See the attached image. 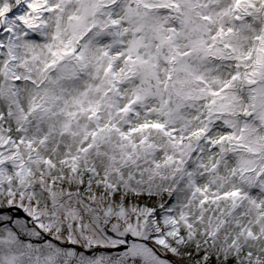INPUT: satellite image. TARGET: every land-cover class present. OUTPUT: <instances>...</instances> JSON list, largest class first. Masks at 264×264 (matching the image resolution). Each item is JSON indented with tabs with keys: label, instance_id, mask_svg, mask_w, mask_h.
<instances>
[{
	"label": "clouds",
	"instance_id": "obj_1",
	"mask_svg": "<svg viewBox=\"0 0 264 264\" xmlns=\"http://www.w3.org/2000/svg\"><path fill=\"white\" fill-rule=\"evenodd\" d=\"M0 13V264H264V0Z\"/></svg>",
	"mask_w": 264,
	"mask_h": 264
},
{
	"label": "snow or ice",
	"instance_id": "obj_2",
	"mask_svg": "<svg viewBox=\"0 0 264 264\" xmlns=\"http://www.w3.org/2000/svg\"><path fill=\"white\" fill-rule=\"evenodd\" d=\"M9 11V9L7 8V7H5L4 9H3V12L4 13H6V12H8ZM0 14H3V13H0Z\"/></svg>",
	"mask_w": 264,
	"mask_h": 264
}]
</instances>
